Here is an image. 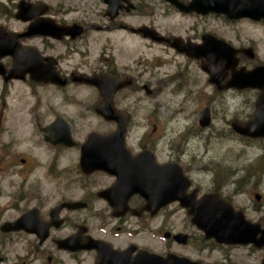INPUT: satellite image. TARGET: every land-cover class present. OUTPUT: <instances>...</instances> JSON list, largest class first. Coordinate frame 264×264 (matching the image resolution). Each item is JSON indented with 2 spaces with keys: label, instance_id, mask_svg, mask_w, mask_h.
Wrapping results in <instances>:
<instances>
[{
  "label": "flooded vegetation",
  "instance_id": "flooded-vegetation-1",
  "mask_svg": "<svg viewBox=\"0 0 264 264\" xmlns=\"http://www.w3.org/2000/svg\"><path fill=\"white\" fill-rule=\"evenodd\" d=\"M180 1L186 3L189 0ZM132 2L133 11L127 12L121 9L114 19L105 16L109 22L103 26L88 24L79 19L67 20L64 15H61H66L65 11H54L51 6L37 16V18L53 19L58 26L77 24L83 27L82 32L76 36L63 35L61 38L31 36L19 39L23 47L33 46L38 49L41 56L52 61L55 72L63 80H67L64 84L34 81L28 74L22 79L5 80L4 75L0 74V264H108V260L98 263L99 252L107 255L111 250H129L131 256H134L138 249L154 254L175 252L174 246H186L178 244L179 242L174 238L178 233L187 236V245H189L193 232L187 229L183 231L172 229L175 225L172 224L174 218L172 213L162 218L166 210H181L190 222L186 208L180 205L179 200H172L160 206L162 204L160 196L145 197L143 194L146 187L144 186H139L138 190L132 188L136 186L135 183L142 182L140 178L143 177L142 170L152 167L151 160L157 164L175 163L181 167L183 181L185 182L186 176L189 180L183 196L197 199L206 193L214 192L235 207H239L235 205L232 198L225 196L220 188L204 187L199 179L194 178L189 169L191 166L184 164L183 160L160 159L155 142L139 139L135 146H130L124 139L125 147L132 157L126 156L125 161L113 165L114 171L110 172L97 169L91 164L93 148L87 147L82 150L91 131L109 134L118 125L114 119H104L96 113L95 105L100 101L98 87L74 81L73 74L83 73L100 78H102L101 75H105L112 80L113 78L119 81L129 80L128 86L113 94L112 101L117 110H119L116 105L118 95L132 88L138 81L131 71L119 68L114 60L110 62V56L105 57L103 52L91 64L77 61L67 66V59L72 54H78L76 42L84 43V38L91 30L95 32L122 30L131 35L143 37L139 33L132 32L130 25L118 19L134 12L139 14V3L135 0ZM10 15L14 17L13 12ZM186 15L199 18L211 16V14L202 15L194 11ZM214 16L221 18L228 25L241 21L264 24L262 21L249 17L229 19L224 15ZM19 22L23 24L20 28H7L14 32L24 31L28 23ZM194 31L192 36L183 37L185 42L202 43L204 34L218 36L203 28L200 32ZM163 35L172 36L173 34L163 33ZM31 39L44 40L46 45L38 47L34 43L31 45L24 43L25 40ZM54 43L61 45L63 50L59 51ZM155 43L163 48L173 49L167 43ZM241 47V45L235 47L238 49L239 62L244 56ZM174 52L186 56L184 53L177 52L176 49ZM188 59L197 62L201 69V64L207 63L204 57L197 59L188 57ZM46 61L43 59L44 63ZM1 62L5 69H9L12 65L10 57H4ZM84 65L93 67L83 69ZM227 75L226 71L225 79ZM16 83L26 84L31 90L34 87L51 88L53 95L60 99L61 108L65 105L67 95H73L69 90L79 86L89 87L94 91V101L93 106H89L88 110H93L99 124L112 127L105 132L91 130L81 136L76 126L75 116L67 115L64 111L55 112L44 104V99L42 102V96L39 93L36 94L33 91L29 92V97L32 99L30 104L27 101L25 106L14 108L9 104L8 98L13 93L10 89L13 90ZM140 89H143L145 93L146 91L151 93L147 84H141ZM42 108L46 109L42 110ZM24 115H27L25 122ZM131 118L129 113L127 125ZM111 150V147L104 149L106 152ZM143 151H147V160L144 157L138 161L131 160ZM118 176H123L122 181H118ZM166 183H171V180H167ZM159 190L158 183L156 191ZM157 218H159L158 221ZM166 222H170L169 228ZM204 241L207 245H215L213 241ZM215 263L233 264L231 259L226 258Z\"/></svg>",
  "mask_w": 264,
  "mask_h": 264
},
{
  "label": "rangeland",
  "instance_id": "rangeland-1",
  "mask_svg": "<svg viewBox=\"0 0 264 264\" xmlns=\"http://www.w3.org/2000/svg\"><path fill=\"white\" fill-rule=\"evenodd\" d=\"M18 1L0 0V24L10 29L23 25L10 15ZM32 1L45 2L54 11H65L66 15H61L67 20H84L95 26L109 22L104 15L105 5L101 0ZM135 1L139 3V14L134 12L119 17V20L133 27L147 25L161 33L182 37H190L195 33L194 30L200 32L203 28L234 47L241 45V48L252 49L254 57L242 56L236 66L237 70L264 64L262 23L241 21L228 25L214 15L199 18L178 13L164 0ZM24 43H34L38 47L46 45L40 39L25 40ZM54 45L59 51L63 50L61 45ZM76 45L79 52L67 59V66L77 61L91 64L103 52L105 57L110 56V62L114 60L119 68L131 71L136 76L138 82L121 92L116 103L120 110L126 109L132 117L125 137L128 145L135 146L139 139L155 142L160 159L183 160L184 164L191 166L189 169L194 178L199 179L204 187L220 188L225 196L232 198L235 205L241 207L246 218L264 224V138H242L230 127L233 119L244 122L251 117L258 90H236L232 87L217 90L215 85L208 82L207 74L197 62L176 54L173 49L163 48L122 30H91L84 38V43L76 42ZM90 67L93 66H82L83 69ZM227 72L226 79H229L231 73ZM141 84H147L151 93L146 94L140 89ZM10 90L13 93L8 102L14 108L25 106L27 101L30 104L32 99L29 92L33 91L39 93L42 102L44 99V104L55 112L64 111L67 115L75 116L81 136L91 130L105 132L112 127L99 124L93 110H88L94 101V91L89 87L79 86L69 90L73 95H67L62 108L60 99L53 95L49 87H34L31 90L26 84L16 83L13 90ZM204 107H208L211 120L207 127L202 128L197 119ZM24 117L25 122L27 115ZM257 195L260 196L259 200ZM171 213L174 216L172 224H175L172 229L193 232L189 245L174 246L176 253L209 263L226 258L231 259L233 264H261L264 248L253 245H207L202 232L190 224L183 211L166 210L162 218ZM166 226L169 228L170 222H166Z\"/></svg>",
  "mask_w": 264,
  "mask_h": 264
},
{
  "label": "water",
  "instance_id": "water-1",
  "mask_svg": "<svg viewBox=\"0 0 264 264\" xmlns=\"http://www.w3.org/2000/svg\"><path fill=\"white\" fill-rule=\"evenodd\" d=\"M174 4L182 12L200 13L202 15L208 13H223L229 18L251 17L253 19L264 20V0H190L185 3L180 0H166ZM106 4L105 14L113 19L119 10L129 11L134 6L129 0H103ZM48 9L47 4H32L27 0H20L17 3L15 17L21 21H29L24 32L7 31L5 27L0 26V59L4 56H11L13 63L10 69H5L0 62V74L4 75L5 80L9 78H24L28 73L30 78L35 81L51 82L55 84H64L67 80H63L54 70L53 62L47 58L41 57L36 49L21 47L18 38L33 35L51 36L61 38L63 35L76 36L80 34L83 27L72 24L67 26H57L51 19L37 18L41 13ZM132 32H139L144 37L158 42H166L172 48L179 52H184L187 56L193 58L205 57L207 63H202V68L209 75V82L215 84L217 88L223 87H252L260 90L256 101V110L251 118L246 122L237 119L231 122L232 128L242 135L250 137L264 136V65L256 66L251 70H235L237 59L236 49L232 48L225 41L218 39L212 35L204 34L202 36L203 43L193 45L185 43L180 37H164L155 29L148 26L138 28H130ZM244 52L252 57L251 50L245 49ZM46 59V63L43 62ZM225 62L223 67L222 62ZM231 70V77L225 84L220 82L224 74H220L221 70ZM74 81L94 84L98 87L101 96V102L96 106V111L102 114L106 119H114L118 124V129L110 135H99L91 133L82 150L87 147L93 148V157L91 164L97 169L105 171H114L112 166L125 161V148L123 144L126 117L122 112L117 111L112 105L113 93L129 83L128 81H118L116 79H108L106 76L102 78L97 76H88L86 74H73ZM146 88V87H145ZM148 92V91H147ZM199 124L204 127L210 122L209 109L204 107L198 118ZM107 147H111V151H104ZM147 160L145 154H140L134 160ZM132 159V160H133ZM153 168L142 170L143 179L140 184L135 183L132 187L138 190V187H146L144 195L149 197L155 193H159L163 201L168 199H179L181 205L185 206L188 214L192 215L191 222L204 232V237L213 238L217 243L225 244H247L253 243L256 247L264 245V227L261 228L258 223H251L246 220L240 210H234L230 203L225 202L218 195L207 194L196 200L183 196V192L187 182L182 180L181 169L177 165L164 164L156 165L152 162ZM170 177L171 183H159V179ZM118 181H122L123 176H118ZM137 178V177H135ZM131 178V179H135ZM260 234L259 237H256ZM177 241L184 243L186 237L180 234L175 236ZM113 259H116L114 253ZM123 264H200L184 256L174 254H166L160 256L148 252L138 253L133 259L126 256ZM261 264H264V253Z\"/></svg>",
  "mask_w": 264,
  "mask_h": 264
}]
</instances>
